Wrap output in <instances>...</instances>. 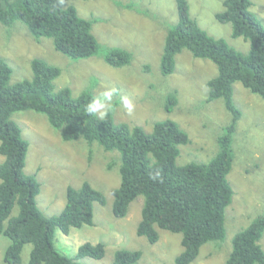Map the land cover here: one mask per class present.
Listing matches in <instances>:
<instances>
[{
    "label": "trees",
    "instance_id": "trees-1",
    "mask_svg": "<svg viewBox=\"0 0 264 264\" xmlns=\"http://www.w3.org/2000/svg\"><path fill=\"white\" fill-rule=\"evenodd\" d=\"M175 4L177 20L165 35L160 71L163 75L172 73L175 56L183 48L216 65L217 74L206 83L208 100L223 98L231 114L217 138L218 150L207 162L176 164L179 145L190 141L176 121L156 120L152 130L146 132L140 125L116 123L112 109L101 120L85 112L86 104L95 97L90 89L77 96L67 86L54 90V79L60 74L57 65L34 57L30 61L31 77L10 84L11 67L0 57V154L4 156L0 162V235L9 240L2 264H20V252L28 243V264H81L56 248L55 229L67 235L72 227L92 225L93 203H105L104 194L83 181L78 187H67L65 204L58 214L41 212L35 199L39 182L33 174L24 172L28 141L11 117L18 110L44 114L63 140L83 138L105 150H118L120 181L112 189L113 216L124 217L130 203L142 196L136 234L149 243L158 240V228L180 234L182 250L174 264H189L203 244L225 237L224 211L233 195L227 179L233 161L231 143L241 115L233 101V83L238 81L264 98V26L250 10V0H223V10L215 17L231 25L233 37L249 42V51L243 54L201 28L190 15L187 0H175ZM16 20L23 22L34 38H50L53 47L70 58L98 52L92 21L63 0H0V24L10 25ZM103 59L111 66H121L130 62L131 53L109 47ZM175 103L172 93L166 110L170 111ZM14 206L17 212L11 215ZM263 230L264 212L233 235L223 264H264V250L258 242ZM104 253L103 242L85 241L78 246L75 257L100 259ZM140 256V250L120 248L115 250L111 264H132Z\"/></svg>",
    "mask_w": 264,
    "mask_h": 264
},
{
    "label": "rangeland",
    "instance_id": "rangeland-1",
    "mask_svg": "<svg viewBox=\"0 0 264 264\" xmlns=\"http://www.w3.org/2000/svg\"><path fill=\"white\" fill-rule=\"evenodd\" d=\"M189 13L208 34L223 38L237 51L247 54L250 44L242 37L231 35V25L219 22L215 14L223 10V0H187ZM250 10L264 26V0H250ZM73 5L81 17L90 19L91 32L99 43L98 52L73 59L57 51L47 37L34 38L27 26L16 20L0 24V57L11 67L9 83L31 77L30 61L37 57L57 65L60 74L54 79V90L67 86L73 96L90 89L94 96L115 90L112 114L116 123L140 125L150 132L156 120L172 119L190 138L179 145L176 164L207 162L218 150L217 138L231 120L223 98L208 100L207 81L217 74L216 65L207 58L195 57L183 48L175 56L172 73L160 71V56L169 26L177 20L175 0H63ZM121 47L131 53L128 64L111 66L104 59L109 47ZM174 94L176 103L170 111L165 105ZM121 97L135 105L128 114ZM233 101L241 112L233 133V161L227 174L233 189L231 202L224 211L225 237L200 247L198 256L189 264H223L231 250L233 235L264 212V98L233 83ZM12 119L19 125L28 141L24 172L33 174L40 190L36 203L45 215L58 214L65 204L68 186L78 187L88 181L105 196V203H93V224L72 227L66 235L54 232L58 250L81 264H111L115 250L141 251L132 264H174L182 250L181 235L157 229L159 238L149 243L136 234L140 220L142 196L129 205L124 217L113 216L112 189L119 185L120 154L105 150L97 142L83 138L63 140L46 116L34 110H18ZM4 156L0 154V162ZM14 206L11 215L16 214ZM7 220L4 221V224ZM85 241L104 244L100 259L75 257L77 248ZM264 250V230L259 238ZM9 240L0 235V264ZM31 244L20 252V264H28Z\"/></svg>",
    "mask_w": 264,
    "mask_h": 264
},
{
    "label": "clouds",
    "instance_id": "clouds-1",
    "mask_svg": "<svg viewBox=\"0 0 264 264\" xmlns=\"http://www.w3.org/2000/svg\"><path fill=\"white\" fill-rule=\"evenodd\" d=\"M115 90H106L100 93V95L93 97L85 106V112L89 115H98L103 120L108 112L112 109V99ZM122 107L128 113L132 114L135 109V105L128 97H121Z\"/></svg>",
    "mask_w": 264,
    "mask_h": 264
}]
</instances>
